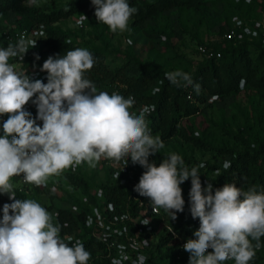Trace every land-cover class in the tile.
I'll return each instance as SVG.
<instances>
[{"label": "clouds", "instance_id": "clouds-1", "mask_svg": "<svg viewBox=\"0 0 264 264\" xmlns=\"http://www.w3.org/2000/svg\"><path fill=\"white\" fill-rule=\"evenodd\" d=\"M91 3L96 20L113 33L126 31L137 12L127 0ZM87 19L81 14L79 24L82 26ZM35 46L36 41L21 36L15 44L0 48V116H8L0 135V193L12 201L2 208L0 264H87L91 253L84 244L78 239L71 244L65 242L45 207L36 200L16 197L11 178L23 175L25 183L46 186L48 177L84 162L95 167L102 157L125 165L130 157L133 164L143 167L145 171L134 191L149 198L154 210L162 208L171 220L184 211L180 185L191 178L189 210L194 219L199 218L200 226L194 232L196 239H188L183 245L190 254L189 264H223L227 260L249 264L264 237V192L226 183L213 194L211 183L206 187L201 183L199 168L205 165L189 168L176 153L159 166L150 163L149 157L164 147L161 137L151 134L145 118L154 106L143 107L137 115L130 111L133 97L97 92L95 84L85 78L95 64L86 48L77 47L55 58L49 56L40 69L47 72V83L32 80L9 61H22ZM165 77L177 86L181 82L192 84L191 75L181 70L166 72ZM30 100L37 106L35 118L24 109ZM37 120L43 122L42 126ZM230 166L229 161L223 164L225 170ZM87 223L91 225V218ZM148 223L144 219L143 224ZM143 243L148 246L147 240ZM118 248L119 256L112 258L111 264L131 259L125 245ZM147 259L141 254L131 264H145Z\"/></svg>", "mask_w": 264, "mask_h": 264}, {"label": "trees", "instance_id": "trees-1", "mask_svg": "<svg viewBox=\"0 0 264 264\" xmlns=\"http://www.w3.org/2000/svg\"><path fill=\"white\" fill-rule=\"evenodd\" d=\"M220 1L225 0H155L154 3L147 0H127L130 7L137 9V12L130 18L133 26L142 27V22L146 19L155 22L162 12L170 9L189 10L197 16V22L200 25H207V29L189 37L192 46L189 47L190 58L185 59V61L186 67L192 69L191 72H186L191 75L192 84L187 85L186 82H181L180 86L163 78V74L170 71H158L147 63L139 62L131 54L125 56L124 62L119 67L111 70L106 61V42L103 40L98 46L92 48L81 47L73 40H68L69 36L61 31L55 23L74 14L85 12L88 18L77 30L81 36L87 27L94 40H99L98 29L102 31L107 28V25L96 20L95 7L91 0H68L63 7L49 13L37 10L31 5L28 6L25 0H0V17L8 14L17 17L14 20V28L10 30L23 29L29 32L31 28L41 27L42 36L36 38V46L30 48L23 58L26 64L36 68H42L44 61L49 56L54 58L63 56L68 50L77 47L89 50L95 58V64L91 70L85 73V78L95 84L97 92L104 91L111 95V92L116 90L125 98L127 96L133 97L135 103L130 111L135 114H137L136 110L142 106H154V111L145 116L151 134L153 136L159 135L164 144L178 137L196 149L199 152L198 158L182 152L179 155L189 168L198 167L201 163L205 165L203 168H199L201 181L205 179L215 189L221 188L226 183H234L244 190L254 187L258 192H264V128H262L260 121V133L254 132L253 128L247 124L237 125L234 132L219 127L220 132L225 136V141L219 140L217 142L206 140L202 132L195 135L191 126H185L181 123L199 113L197 104L204 103L206 96L216 98L234 96L243 88H247L257 92L264 100V46L257 40H247L244 37L241 41H226L222 47L215 45L214 49L220 53L219 58L204 59L195 51V46L201 44L204 35L220 34L223 26L218 25V18L216 19L212 14L207 13L202 3ZM232 8L233 11L239 13L240 3L234 4ZM261 10L260 20L264 24V6L261 7ZM236 18L247 22L254 21L245 14L237 15ZM249 25L252 26L251 23ZM4 31L0 27V38H2ZM150 31L160 36L164 35L163 31L158 32L154 28H150ZM7 45L8 43L0 40V48L7 47ZM37 56L39 59H36ZM18 61L21 60L12 58L9 62L14 64ZM40 80L47 83V79ZM196 85H199L198 89ZM155 88L159 91L152 93ZM188 94L191 101L186 100ZM32 99H35V96ZM26 105L32 117L35 118L37 106L31 100ZM3 116L8 118L7 115ZM39 122L42 126L43 122L40 120ZM0 135H2L1 128ZM172 153L175 152L159 151L149 157V162H155L159 166V163ZM127 159V165L123 166L125 172L121 171L119 174L120 182L113 183L106 180L93 191L99 190L101 192L102 202H98L92 194L88 193L82 178L69 173L64 176L70 184L80 189L87 202L83 206H79V211L75 214L66 210H58L53 218V223L60 227V236L65 242H67L65 238L70 235L80 238L85 249L91 253L89 261L93 264H99L98 260H95V255L100 245L90 238L82 228V222L89 212V207L97 204L104 207L110 205L115 214L127 210L134 217L138 212L144 210L143 206L138 207L133 198L142 202L146 199L134 191V186L139 183V178L145 169L139 164H133L130 157ZM106 160L117 163L121 167V161ZM225 161H229L231 165L227 170L222 168ZM214 171L217 173L214 174ZM11 182L14 186V181L11 180ZM31 186L35 187L34 184ZM180 187L185 201L184 211L180 215L184 222V228L181 231L175 230L177 220H173L169 226L175 228L174 230L182 238L196 239L194 232L198 230L200 221L199 218L194 219L191 216L189 210L190 197L186 191L191 187V178L182 183ZM14 190L18 199H25L26 190L19 191L16 188ZM8 199L7 194L0 193L1 212L3 204L12 202ZM159 212L164 216L165 221L170 216L162 208L159 209ZM78 230L79 233L74 234ZM158 231L154 225L152 233ZM252 243L255 245L256 242L252 241ZM260 243L261 247L255 249L256 254L249 261V264H264V237H261ZM147 254L148 259L145 264H172L175 256H178L176 264H189L190 254L184 249H178L177 244L171 241L169 234L164 230L157 233L156 242L151 245Z\"/></svg>", "mask_w": 264, "mask_h": 264}, {"label": "rangeland", "instance_id": "rangeland-1", "mask_svg": "<svg viewBox=\"0 0 264 264\" xmlns=\"http://www.w3.org/2000/svg\"><path fill=\"white\" fill-rule=\"evenodd\" d=\"M67 1L36 0V3L32 4L31 0H25V3L28 6L31 5L37 8V10L49 13L63 7ZM147 1L150 3L155 2V0ZM236 3H240L239 13L233 11L232 8ZM202 5L206 8L207 13L219 19L218 25H226V22L229 24L233 19H236L237 15L242 14H245V16L254 20L252 22L256 23L261 21V7L264 6V0H225L217 3L203 2ZM16 18L12 14L0 17V27L5 31L13 29ZM74 20L75 14L59 20L55 25L69 36L68 40H73L81 47L92 48L98 46L100 41H105L106 61L111 70L119 67L124 62L125 56L131 54L139 62L147 63L158 71L168 70L172 72L181 70L191 72L192 69L186 67L185 61V59L190 58L189 47L192 45L189 42V37L207 29V25H200L197 22V16L191 11L170 9L162 12L155 22L150 19L144 20L142 27L133 26L130 19L128 28L124 32L117 31L113 33L108 26L102 31L98 29L97 32L100 33L99 40H94L87 27L81 36L76 29ZM39 28H31L29 30L31 36L35 38L41 37L42 30ZM150 28H154L158 32L163 31L164 35L160 36L157 33H152ZM0 40L3 42L2 38ZM25 62V59H23L14 63V65L18 71L24 72L29 67L36 68ZM197 107L199 113L181 123L185 126H191L195 135H199L202 132L206 140L214 142L225 141V136L220 132L219 127L234 132L237 125L247 124L253 128L254 132L260 133V121L262 128H264V100L257 92L247 88H243L234 96L222 98L206 96V101L202 104H197ZM159 151L175 152L177 154L182 152L187 155H193L196 158L199 157V152L196 149L178 137L164 144V147ZM121 170L117 163H112L102 157L99 162L95 163V167L84 162L63 170L59 175L48 177L46 186L38 187L35 185L33 187L28 184L20 187L18 184H14V188L16 190H26L25 199L36 200L54 218L58 210H66L75 214L79 211V206H83V195L80 189L66 180L64 177L66 173L82 178L88 193L93 194L95 188L106 180H110L113 183L120 182L118 176ZM2 215L3 213L0 211V219H2ZM180 215L181 213L177 214V227L176 229L174 228L177 231H181L184 228V222ZM171 222L173 220L168 216L165 223L169 226Z\"/></svg>", "mask_w": 264, "mask_h": 264}, {"label": "built area", "instance_id": "built-area-1", "mask_svg": "<svg viewBox=\"0 0 264 264\" xmlns=\"http://www.w3.org/2000/svg\"><path fill=\"white\" fill-rule=\"evenodd\" d=\"M85 15V12H81L75 15V25L76 29H80L82 26L79 24L80 16ZM252 24V26L249 25ZM41 29V27L39 28ZM21 36H23L26 40L36 41V38L31 36V34L23 29H14V30H6L2 33V39L6 43H16ZM247 40H257L261 45L264 46V24L262 21L259 22H247L241 19H233L231 23L222 26V31L220 34H206L202 38L201 44L195 46V51L197 54L204 59L211 58H219V51L214 49L215 45H220L221 47L224 45L226 41H241L243 38ZM41 68H27L26 74L32 79H47V72L41 71ZM163 78L166 79L165 74H163ZM157 88L153 89L152 93L156 92ZM117 93L116 90L112 91V93ZM129 96H127L128 98ZM186 100H190V95H186ZM142 106L136 110L137 115L143 109ZM151 108V106H148ZM24 109L29 112L28 106L25 105ZM7 118L4 116H0V128L1 133L3 135L2 124ZM38 125H40L39 120L36 121ZM224 164V163H223ZM222 164V168L224 169ZM121 171L125 172L123 166H125L124 162L121 161ZM217 171H214L216 174ZM129 174V172H127ZM15 184H18L20 187H24L28 185V183L24 182L23 175L14 176L11 178ZM202 186H207V181L203 179L201 181ZM190 188L186 191L189 194ZM215 188H213V193L215 192ZM20 191V189H19ZM93 198L98 202H102L103 196L99 190L93 192ZM9 200V199H8ZM134 201L137 202L138 207L143 206L144 210L138 212V214L134 217L131 216L126 210L123 213L115 214L113 212V208L108 206H100L97 204L96 206L89 207V212L85 215L82 228L87 232V235L96 241L100 248L95 255V260H98L99 264H111L112 258H116L119 256V248L120 244L125 245L126 254L131 258L129 261H125L124 264H131V260L135 259L138 255H145L148 258L147 251L151 247L153 243L156 242L157 233L161 230H164L167 234H169L172 242L176 243L178 249H184L183 245L187 242V238H182L173 228L168 226L165 223L164 216L160 214L159 209H153L150 203L149 198H146L143 202L133 198ZM83 204H86V198H82ZM88 218H91V225L87 223ZM144 219H148L149 223L147 225L143 224ZM158 222H156V220ZM158 223V224H157ZM157 224V225H156ZM157 227L159 230L157 233H152V230ZM65 226V224H64ZM79 230L74 234H78ZM71 238V240H69ZM67 242L74 243L78 237H74L73 235L67 236ZM148 241V246L145 247L143 241ZM135 245V247H133ZM209 252L212 249L208 250ZM178 260V256H175L172 264H176L175 262ZM88 264H93L91 261ZM223 264H235L234 260H227L223 262Z\"/></svg>", "mask_w": 264, "mask_h": 264}]
</instances>
